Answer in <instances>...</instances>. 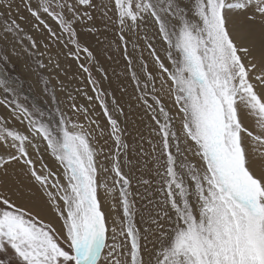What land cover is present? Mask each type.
<instances>
[{
	"label": "snow or ice",
	"instance_id": "1",
	"mask_svg": "<svg viewBox=\"0 0 264 264\" xmlns=\"http://www.w3.org/2000/svg\"><path fill=\"white\" fill-rule=\"evenodd\" d=\"M0 264H264V0H0Z\"/></svg>",
	"mask_w": 264,
	"mask_h": 264
}]
</instances>
